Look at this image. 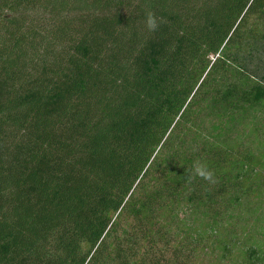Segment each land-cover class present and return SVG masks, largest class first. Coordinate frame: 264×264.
Wrapping results in <instances>:
<instances>
[{"label":"trees","instance_id":"obj_1","mask_svg":"<svg viewBox=\"0 0 264 264\" xmlns=\"http://www.w3.org/2000/svg\"><path fill=\"white\" fill-rule=\"evenodd\" d=\"M263 105L264 0H0V264H191Z\"/></svg>","mask_w":264,"mask_h":264},{"label":"rangeland","instance_id":"obj_2","mask_svg":"<svg viewBox=\"0 0 264 264\" xmlns=\"http://www.w3.org/2000/svg\"><path fill=\"white\" fill-rule=\"evenodd\" d=\"M242 128L239 157H245L248 152L254 154L253 171L249 170L248 180L244 182L245 197L234 204L229 216L223 217L213 231L209 228L210 232L204 234L203 230L201 246L191 264H249L245 250L250 246L258 251L257 262L264 264V105L253 110ZM225 244L231 248L229 254Z\"/></svg>","mask_w":264,"mask_h":264},{"label":"clouds","instance_id":"obj_3","mask_svg":"<svg viewBox=\"0 0 264 264\" xmlns=\"http://www.w3.org/2000/svg\"><path fill=\"white\" fill-rule=\"evenodd\" d=\"M147 22H148V26L150 28L156 27V21H155L153 14L151 12H149L147 14ZM195 170H196L197 174L203 176L205 179H211L212 178V173L210 171L205 170L204 166H202V165H197Z\"/></svg>","mask_w":264,"mask_h":264}]
</instances>
